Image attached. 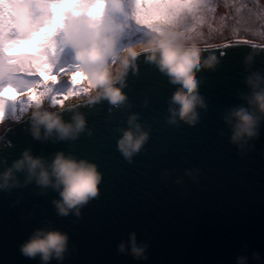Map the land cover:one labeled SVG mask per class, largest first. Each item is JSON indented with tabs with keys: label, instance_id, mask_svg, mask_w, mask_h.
I'll list each match as a JSON object with an SVG mask.
<instances>
[{
	"label": "water",
	"instance_id": "1",
	"mask_svg": "<svg viewBox=\"0 0 264 264\" xmlns=\"http://www.w3.org/2000/svg\"><path fill=\"white\" fill-rule=\"evenodd\" d=\"M198 48L202 57L215 55L219 63L196 73L206 107L198 109L195 126L182 121L168 126L175 89L141 55L123 82L126 104L116 107L102 99L81 102L76 109L91 134L85 131L75 140L36 139L27 117L5 130L0 171L5 159L11 166L27 149L48 159L63 151L95 163L102 181L100 195L80 216L59 215L53 204L58 192L42 190L35 182L0 190V264H41L38 257L24 256L20 247L43 227L69 234L70 250L62 264H236L239 256H247L249 264H264V125L242 155L230 142L224 121L228 109L244 103L250 71L264 72V44ZM133 113L149 139L130 161L118 140ZM63 116L71 121L73 112ZM189 170L198 172L196 181L185 175ZM130 236L148 245L147 261L118 255V246ZM254 253L259 261L252 259Z\"/></svg>",
	"mask_w": 264,
	"mask_h": 264
},
{
	"label": "clouds",
	"instance_id": "2",
	"mask_svg": "<svg viewBox=\"0 0 264 264\" xmlns=\"http://www.w3.org/2000/svg\"><path fill=\"white\" fill-rule=\"evenodd\" d=\"M195 0H0V125L11 118L19 122L23 117L8 113L7 101L23 99L24 115L31 122L36 139L75 140L87 129L85 116L76 111L80 103L63 98L48 90L28 89L19 92L13 83H4V61L21 71L42 67L50 74L63 71L69 81L86 83L83 89L87 103L107 99L116 107L127 102L123 82L130 68L136 67L143 55L167 75L175 91L169 105L168 126L178 122L195 126L199 111L206 107L199 94L200 81L196 73L214 69L219 63L215 55L204 58L200 49L188 39V20L185 10ZM71 57L70 69L60 67ZM253 57L246 59L250 66ZM59 69V72H57ZM75 78V79H73ZM58 82V81H54ZM249 91L242 94L243 104L228 109L225 124L230 142L242 155L251 150L252 141L259 138L264 125V72L250 71L245 81ZM72 111L71 121L63 113ZM129 127L121 129L118 148L130 161L149 139V132L138 122V114H131ZM3 132L0 131V140ZM0 171V190H11L35 182L42 190L52 189L59 196L53 200L61 216L81 215V209L100 195L102 174L98 166L73 154L57 152L51 159L25 150L19 159ZM20 174H24L21 181ZM193 181L198 172L186 171ZM168 173H164L166 178ZM183 183V178L176 180ZM70 250L69 234L55 227L37 228L20 247L29 258H39L41 264L55 259L63 262ZM148 245L135 236L121 243L117 252L121 257L147 261ZM253 260L259 261L258 253ZM236 264H249L247 256H239Z\"/></svg>",
	"mask_w": 264,
	"mask_h": 264
},
{
	"label": "rangeland",
	"instance_id": "3",
	"mask_svg": "<svg viewBox=\"0 0 264 264\" xmlns=\"http://www.w3.org/2000/svg\"><path fill=\"white\" fill-rule=\"evenodd\" d=\"M212 9L205 21L194 25L188 31V39L191 43L197 47H213L241 40L264 44V0H212ZM72 63L69 56L63 60L60 67L70 69ZM58 79L61 82L55 86V93H66L70 87L69 78L60 76ZM88 87L86 83L81 82L76 89L78 96L69 99L73 102L88 100V96L83 91ZM58 98H63V95ZM15 111L17 115L26 117L23 102ZM15 123L17 122L8 118L3 126L7 127Z\"/></svg>",
	"mask_w": 264,
	"mask_h": 264
},
{
	"label": "snow or ice",
	"instance_id": "4",
	"mask_svg": "<svg viewBox=\"0 0 264 264\" xmlns=\"http://www.w3.org/2000/svg\"><path fill=\"white\" fill-rule=\"evenodd\" d=\"M212 10V0H195L193 5L189 9H186L184 13L188 20V31L194 25H198L205 21ZM64 75L65 73L63 71L59 72L58 74H50L49 71H46L44 68L39 66L21 71L19 67L9 65L7 60L4 61L3 82L15 84L19 92L21 93H24L28 89H46L50 91L53 96L59 97L60 95H63L65 93L57 94L55 93L54 89L55 86L60 84L61 82L58 78ZM36 77H39V79H37ZM69 83L70 87L67 92L77 93L76 89L79 81H76V83L69 81ZM21 102H23V106H27L23 99H19L16 101H7L5 108L6 116L8 113H16L15 109Z\"/></svg>",
	"mask_w": 264,
	"mask_h": 264
},
{
	"label": "bare ground",
	"instance_id": "5",
	"mask_svg": "<svg viewBox=\"0 0 264 264\" xmlns=\"http://www.w3.org/2000/svg\"><path fill=\"white\" fill-rule=\"evenodd\" d=\"M87 101V100H86ZM81 102H85V101H81ZM81 102H77V103H81ZM25 118V117H24ZM14 125V124H13ZM10 126H12V125H9V126H3V125H0V131H2L3 133L5 132V130L7 129V128H9ZM6 127V128H5ZM5 129V130H4Z\"/></svg>",
	"mask_w": 264,
	"mask_h": 264
}]
</instances>
